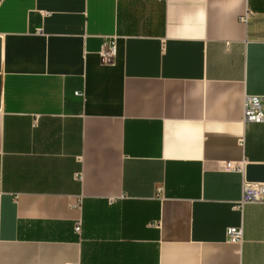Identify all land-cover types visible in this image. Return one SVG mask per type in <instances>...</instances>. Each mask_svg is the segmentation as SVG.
Returning a JSON list of instances; mask_svg holds the SVG:
<instances>
[{"label": "crops", "instance_id": "crops-1", "mask_svg": "<svg viewBox=\"0 0 264 264\" xmlns=\"http://www.w3.org/2000/svg\"><path fill=\"white\" fill-rule=\"evenodd\" d=\"M245 94L264 0H0V264H264Z\"/></svg>", "mask_w": 264, "mask_h": 264}, {"label": "built area", "instance_id": "built-area-1", "mask_svg": "<svg viewBox=\"0 0 264 264\" xmlns=\"http://www.w3.org/2000/svg\"><path fill=\"white\" fill-rule=\"evenodd\" d=\"M247 13L240 16L241 21H245ZM116 52L115 37L110 38L105 42L99 52L100 60L104 63L112 61V57ZM79 94V93H78ZM242 119L245 122H264L263 96L258 94H245L243 98V115ZM224 167L229 170H235L244 173V166L226 162ZM79 178V174H76ZM248 203H264V182L244 180L242 183L241 195L236 202V208L241 209ZM79 226L75 227L78 230ZM227 235L232 242H240L242 240V228L229 227Z\"/></svg>", "mask_w": 264, "mask_h": 264}, {"label": "water", "instance_id": "water-1", "mask_svg": "<svg viewBox=\"0 0 264 264\" xmlns=\"http://www.w3.org/2000/svg\"><path fill=\"white\" fill-rule=\"evenodd\" d=\"M244 169L246 180L264 182V165L248 164Z\"/></svg>", "mask_w": 264, "mask_h": 264}]
</instances>
